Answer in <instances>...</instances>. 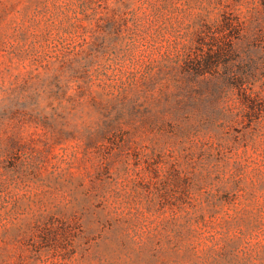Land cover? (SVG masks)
Masks as SVG:
<instances>
[{
    "label": "rangeland",
    "instance_id": "1",
    "mask_svg": "<svg viewBox=\"0 0 264 264\" xmlns=\"http://www.w3.org/2000/svg\"><path fill=\"white\" fill-rule=\"evenodd\" d=\"M80 2L0 0V264H264V0Z\"/></svg>",
    "mask_w": 264,
    "mask_h": 264
},
{
    "label": "trees",
    "instance_id": "2",
    "mask_svg": "<svg viewBox=\"0 0 264 264\" xmlns=\"http://www.w3.org/2000/svg\"><path fill=\"white\" fill-rule=\"evenodd\" d=\"M80 5L83 4L85 5L86 7H88V5L90 4V2L94 1V0H80ZM209 64V63H208ZM206 66H209V65H206ZM208 68V67H206Z\"/></svg>",
    "mask_w": 264,
    "mask_h": 264
}]
</instances>
